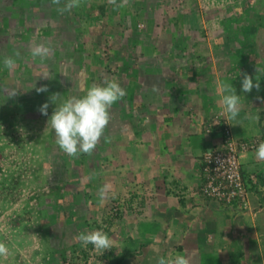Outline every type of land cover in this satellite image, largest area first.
I'll use <instances>...</instances> for the list:
<instances>
[{"label":"rangeland","instance_id":"374dc122","mask_svg":"<svg viewBox=\"0 0 264 264\" xmlns=\"http://www.w3.org/2000/svg\"><path fill=\"white\" fill-rule=\"evenodd\" d=\"M62 6L51 0H0V242L9 249L0 264H135L143 249L128 215L138 213L140 199L135 201L131 190L112 189L114 195L99 203L100 176L112 172L99 164L112 142V116L91 155L70 157L47 127L56 107L49 97L61 94L57 103L81 97L92 84L109 79L125 86L149 62L164 69L173 61L192 64L191 52L204 50L205 57L210 49L214 53L202 64L247 66L262 86L264 0H128L124 8L109 0H82L80 7L60 13ZM163 25L177 37L172 48L165 40V50L162 41L146 36ZM36 43L50 45L52 54L34 59L30 49ZM216 47L224 49L222 55ZM17 51L15 67L5 68L4 58ZM42 85L48 91L37 93ZM261 86L250 93L238 87L241 104L252 98L264 106ZM13 91L17 94L10 96ZM46 101L48 116L38 111ZM261 117L263 140L264 111ZM95 229L113 242L103 254L77 239Z\"/></svg>","mask_w":264,"mask_h":264},{"label":"crops","instance_id":"0c3cea01","mask_svg":"<svg viewBox=\"0 0 264 264\" xmlns=\"http://www.w3.org/2000/svg\"><path fill=\"white\" fill-rule=\"evenodd\" d=\"M146 36L148 41H162L164 50L165 40L172 48L177 39L164 25ZM221 49H214L219 50L218 56L224 52ZM203 51L190 53L192 64L178 66L173 61L165 69L147 61V66L138 67L136 80L122 86L126 95L110 110L112 142L99 164L112 172L100 180L113 181L117 191L131 190L134 200L141 201L138 213L128 215L143 249L135 264H157L159 257L175 254L189 255L191 264H264V162L255 158L256 149L240 156L244 176H254L249 180L248 208L196 193L203 153L221 146V131H206L216 115L229 124L235 139L263 132L264 106L251 98V104L242 103L238 117L230 119L220 97L223 82L237 89L242 79L239 71L252 77L256 71L247 66L202 64L203 58L214 53L210 49L204 57ZM254 96L260 97L259 92Z\"/></svg>","mask_w":264,"mask_h":264},{"label":"clouds","instance_id":"9594fccd","mask_svg":"<svg viewBox=\"0 0 264 264\" xmlns=\"http://www.w3.org/2000/svg\"><path fill=\"white\" fill-rule=\"evenodd\" d=\"M52 4L60 5V13L71 11L73 8L80 7L82 0H51ZM117 8H124L128 0H109ZM31 56L47 59L52 54V48L46 43H36L30 49ZM20 55L19 51L13 56L4 58L5 68L11 70L16 65V57ZM259 71V70H257ZM241 79V91L250 93L254 88L259 90L260 79L256 76L255 81L251 75L246 72H238ZM42 78H47L43 75ZM37 93L47 92V85H42L35 89ZM17 94L13 91L10 96ZM59 93H54L49 97V101L56 105L51 116L48 118L47 127L54 131L56 144L64 153L70 157H75L81 153L91 155L104 137L105 129L111 120V107L126 95V90L116 79L105 80L103 83L92 84L86 89L85 94L81 97L71 96L60 103ZM220 97L223 111L229 115L230 119H236L241 111V95L237 94L236 88L232 83L223 82L220 85ZM258 99H260L258 97ZM49 101L39 106L38 111L48 116ZM255 158L264 162V141L260 142L256 148ZM113 186L110 183L104 184L99 190V203L104 205L108 195L112 192ZM82 246L87 247L89 244L101 254L113 246L112 239L103 229L82 232L77 237ZM9 249L4 242H0V257H6ZM157 264H191V257L187 254H175L170 256H161Z\"/></svg>","mask_w":264,"mask_h":264},{"label":"built area","instance_id":"2783aa9c","mask_svg":"<svg viewBox=\"0 0 264 264\" xmlns=\"http://www.w3.org/2000/svg\"><path fill=\"white\" fill-rule=\"evenodd\" d=\"M217 128L222 133L221 146L205 151L200 163L201 183L196 191L200 196L223 202L236 203L248 208L249 180L242 171L240 156L252 151L262 142L261 138L235 139L229 124L216 115L206 127L210 132Z\"/></svg>","mask_w":264,"mask_h":264},{"label":"trees","instance_id":"16d2710c","mask_svg":"<svg viewBox=\"0 0 264 264\" xmlns=\"http://www.w3.org/2000/svg\"><path fill=\"white\" fill-rule=\"evenodd\" d=\"M261 89L264 90V81L262 82ZM262 141H264V139Z\"/></svg>","mask_w":264,"mask_h":264}]
</instances>
